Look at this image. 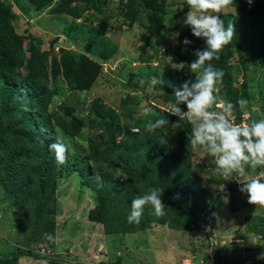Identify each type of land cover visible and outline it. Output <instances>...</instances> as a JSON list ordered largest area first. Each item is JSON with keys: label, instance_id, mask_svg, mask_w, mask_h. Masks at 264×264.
<instances>
[{"label": "trees", "instance_id": "1", "mask_svg": "<svg viewBox=\"0 0 264 264\" xmlns=\"http://www.w3.org/2000/svg\"><path fill=\"white\" fill-rule=\"evenodd\" d=\"M110 1L16 0L18 6L25 5L24 10L27 7L31 14L47 8L53 14L70 16L72 20L67 28L71 31L87 29L88 39L82 52L65 46L55 51L53 44L57 37L46 49L36 45L35 35L19 26L20 18L14 7L0 0V185L8 191L21 214L17 215L16 223L19 239L16 245L12 244L15 250L8 255L0 254V264H19L20 257L25 256L54 260L55 253L37 251L41 247L57 250L54 242L57 178L64 167L78 171L83 180L94 187L95 204L87 218L100 223L107 236L138 233L153 226L185 231L190 236L203 234L200 221L213 210V195L206 185L220 183L222 178L230 211L251 205L246 194L238 190L233 177L218 178L206 172L210 168L215 170L214 166L201 169L207 176L204 178L193 171L197 167L193 153L202 151L201 156L206 157L208 150L203 146L194 148L189 143L188 134L195 126L188 118L179 119L165 108H156L155 119L166 117L169 124L155 133H143L120 121V116L129 112L128 103L133 96L121 100L119 112L99 100H93L90 108L77 106V101L63 102L58 110L49 108L57 78H61L72 93L89 90L103 70L102 61L109 60L115 52V45L99 28L91 25L93 20H101L94 12ZM173 4H180L181 8L171 14L167 7ZM140 6V11L146 14V21L141 25L145 35L141 37L143 42L136 58L149 65L173 34L172 22L185 17L189 8L186 0H119L120 24L132 28L139 18ZM224 9L228 10L218 15L225 27L229 22L234 23L236 34L220 51L219 59L210 62L224 73L218 95L234 104L240 98L249 102L248 78L234 85L232 69L234 65L246 73L249 69H258L264 76V0H253L251 5L246 0H234ZM85 12L88 14L84 19L90 23L87 27L75 21ZM176 28L180 43L185 38L191 41L190 45H184L187 47L185 53H178L182 68H167L153 75L157 78L155 86L162 90L163 101L168 106L175 99L170 85L179 87L185 81L195 80L197 74L191 73L188 65L196 59L193 50L204 47V41L192 35L190 26L182 23ZM184 72L189 75L185 77ZM262 98L264 100V95ZM181 108L184 110L186 106L181 105ZM89 109L95 111L96 118L86 124L76 110ZM214 109L215 106L211 110ZM242 111L237 106L233 113L237 124L251 120L243 118ZM83 129L88 131L86 152H80L70 166L57 163L48 146L58 140V133L72 138ZM161 135L168 140L166 145L158 143ZM259 179L264 180V177ZM153 187L163 189L165 214L156 216L147 206L140 222L130 223L127 217L131 201ZM245 231L248 235H257L264 252V215L248 216ZM53 264L58 262L53 261ZM205 264H211L208 255H205ZM253 264H264V253L254 259Z\"/></svg>", "mask_w": 264, "mask_h": 264}, {"label": "rangeland", "instance_id": "2", "mask_svg": "<svg viewBox=\"0 0 264 264\" xmlns=\"http://www.w3.org/2000/svg\"><path fill=\"white\" fill-rule=\"evenodd\" d=\"M19 15V26L28 28L35 35L36 45L46 49L52 39L54 50L58 47H69L84 51L83 44L88 39L87 29L69 30L68 24L71 17L66 14H53L49 9L40 13L31 14L27 7L18 6L16 0H6ZM119 0H111L108 5L102 6L95 13V17L101 20H93L92 26H96L107 37L116 50L109 60L102 61L103 70L93 86L86 91L72 93L66 88L61 78L55 80L56 92L49 104L50 109L58 110L63 102L71 103L77 101V106L82 105L90 108L93 100L109 105L119 112L121 100L133 96L128 103L129 112L120 116L121 123H127L128 128L145 133V124L157 116L156 108L168 110L162 98V90L156 85L157 78L154 72H162L167 68H182V61L178 53H185V47L177 38L178 25H181L184 16L173 21V34L163 44L161 51L155 55L151 64L141 63L136 58L139 54V46L142 44L141 37L145 35L141 26L146 21V14L139 8V18L132 28L120 24L119 11L117 8ZM181 8L180 4L167 7L169 13H175ZM228 9H222L226 11ZM88 13L75 19L87 27L89 20L84 19ZM249 26L252 24L248 23ZM235 64V63H233ZM257 68V67H256ZM262 70H250L246 73L238 70L235 65L232 69L235 83L244 80L250 85L251 99L242 111V117H250L251 120L264 119V76ZM184 75H189L184 72ZM131 79V80H130ZM222 99V98H220ZM149 107V113L144 108ZM248 108L249 110H247ZM215 106L212 111H218ZM184 111H187L185 108ZM85 118L86 124L96 118L93 110L79 111ZM229 119L235 122L232 114ZM194 122V121H193ZM244 122L240 123L242 125ZM237 124V123H236ZM175 125V123H174ZM193 126H197L194 122ZM58 139L63 138L67 145V165L75 160L80 152L85 153L87 148L88 131L83 129L75 137H66L58 133ZM202 151L194 152L193 158L197 167L193 171L202 178L207 177L205 171L214 166L216 169H207L206 172L215 177H224L222 170L217 169L215 157L208 151V155L201 156ZM200 166V168H198ZM205 167V168H202ZM221 173V175L219 173ZM264 177V165L249 169L245 176H233L237 181L238 190L242 181L248 179H259ZM211 183L206 189L213 195L211 204L213 210L204 215L200 221L203 234L188 235L185 231L171 230L166 226H153L151 229L138 233H126L122 235H105L100 223L90 222L87 218L88 211L93 208L94 187L86 183L78 171L63 168L62 174L57 178L56 190V215L54 242L56 251L54 260L36 259L33 257H20L19 264H205V255L210 257L211 264H253V260L263 256L262 242L257 235L245 231L247 217L254 214L264 215V206L248 205L238 211L229 210V204L225 194V185ZM240 183H239V182ZM96 184H98L96 182ZM189 198H192L191 196ZM17 215L20 212L14 207L9 193L0 185V254L8 255L15 250L14 245L19 239L17 227ZM147 239L145 244L142 240ZM14 244V245H12ZM47 251V250H45ZM42 252V249L40 250Z\"/></svg>", "mask_w": 264, "mask_h": 264}, {"label": "clouds", "instance_id": "3", "mask_svg": "<svg viewBox=\"0 0 264 264\" xmlns=\"http://www.w3.org/2000/svg\"><path fill=\"white\" fill-rule=\"evenodd\" d=\"M246 2L251 5L253 0ZM186 3L189 10L183 23L190 26L194 37L204 41V47L193 50L192 54L196 59L188 65L190 72L197 74L195 80L185 81L179 87L170 85L175 99L169 105L168 113L179 119L188 118L196 122L197 126L188 134L189 143L194 148L205 147L215 157L217 169L222 170L226 179L234 175L245 176L250 168L264 165V119L250 120L242 125L229 119L237 106L243 110L248 101L240 98L234 104L220 99L218 94L224 73L210 63L213 59H219L220 51L236 34L234 23L229 22L225 27L224 20L218 15L222 9L233 4L234 0H186ZM181 43L188 46L191 41L185 38ZM181 105L186 106L187 111ZM214 106L219 110L212 111ZM150 111L149 107L144 108L145 113ZM168 124L166 117L154 121L149 119L145 124V131L155 133ZM158 143L166 145L168 140L161 135ZM48 147L54 152L57 163H66L67 145L63 138ZM240 184L239 191L246 194L249 204L264 206V180L251 179ZM162 192V188L153 187L146 194L134 198L131 201L128 221L139 223L147 206L151 207L154 215L163 216L167 206L162 200ZM37 252L49 253L43 247Z\"/></svg>", "mask_w": 264, "mask_h": 264}]
</instances>
